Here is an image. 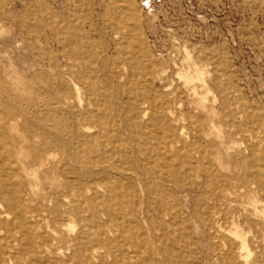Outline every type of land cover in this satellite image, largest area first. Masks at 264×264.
I'll return each mask as SVG.
<instances>
[{
    "label": "rangeland",
    "instance_id": "obj_1",
    "mask_svg": "<svg viewBox=\"0 0 264 264\" xmlns=\"http://www.w3.org/2000/svg\"><path fill=\"white\" fill-rule=\"evenodd\" d=\"M0 112L6 264H264V0H0Z\"/></svg>",
    "mask_w": 264,
    "mask_h": 264
},
{
    "label": "bare ground",
    "instance_id": "obj_2",
    "mask_svg": "<svg viewBox=\"0 0 264 264\" xmlns=\"http://www.w3.org/2000/svg\"><path fill=\"white\" fill-rule=\"evenodd\" d=\"M10 119L5 112H0V124L8 122ZM2 134L4 133L0 126V206L2 207L3 205L5 207L7 211L5 210L4 213L6 215L8 211L13 213V219L10 221L12 224L10 232L0 225V264H6V261H12L18 256L21 248V239L18 236L26 239V237L30 238V235H32L31 225L27 216L37 219V221L35 220L36 222L50 218L51 223L61 224L64 216H74L77 214L78 209L71 207L48 208L35 200L31 189L28 190L30 194L27 202L20 198V191L23 190L24 185L19 178L23 177V172L20 173L23 168V163H21L23 158L19 152L14 153L7 148L5 140L1 139ZM73 190L79 194L78 188L75 187ZM47 193L51 194L50 192ZM49 196L47 195V198ZM261 216L264 217L263 211H261ZM61 229L62 226L61 228L53 229V231L55 234H59ZM234 233L240 235L237 230ZM246 245V239L240 238L239 246L242 252H244ZM248 254L249 252L247 251L244 261H246ZM77 258L81 264H84V253H71L65 260L73 261Z\"/></svg>",
    "mask_w": 264,
    "mask_h": 264
}]
</instances>
